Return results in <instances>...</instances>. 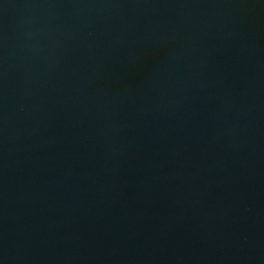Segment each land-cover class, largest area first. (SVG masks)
<instances>
[{"label":"water","instance_id":"obj_1","mask_svg":"<svg viewBox=\"0 0 264 264\" xmlns=\"http://www.w3.org/2000/svg\"><path fill=\"white\" fill-rule=\"evenodd\" d=\"M0 264H264V0H0Z\"/></svg>","mask_w":264,"mask_h":264}]
</instances>
